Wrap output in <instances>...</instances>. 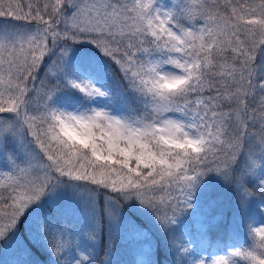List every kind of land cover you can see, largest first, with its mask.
I'll use <instances>...</instances> for the list:
<instances>
[{
	"label": "snow or ice",
	"instance_id": "obj_1",
	"mask_svg": "<svg viewBox=\"0 0 264 264\" xmlns=\"http://www.w3.org/2000/svg\"><path fill=\"white\" fill-rule=\"evenodd\" d=\"M0 264H264V0H0Z\"/></svg>",
	"mask_w": 264,
	"mask_h": 264
}]
</instances>
